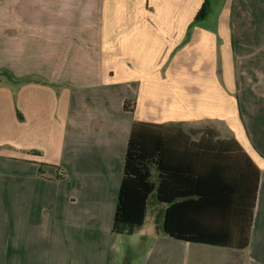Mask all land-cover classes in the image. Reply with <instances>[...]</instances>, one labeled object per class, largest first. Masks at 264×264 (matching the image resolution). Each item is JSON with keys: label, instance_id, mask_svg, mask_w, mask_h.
<instances>
[{"label": "crops", "instance_id": "1", "mask_svg": "<svg viewBox=\"0 0 264 264\" xmlns=\"http://www.w3.org/2000/svg\"><path fill=\"white\" fill-rule=\"evenodd\" d=\"M210 11L0 0V59L25 61L0 69V264H264V0H223L214 27ZM136 122L240 145L260 172L247 248L166 236L155 197L143 226L114 233Z\"/></svg>", "mask_w": 264, "mask_h": 264}, {"label": "trees", "instance_id": "2", "mask_svg": "<svg viewBox=\"0 0 264 264\" xmlns=\"http://www.w3.org/2000/svg\"><path fill=\"white\" fill-rule=\"evenodd\" d=\"M207 4L200 12L206 15ZM126 111L135 104L127 101ZM133 124L117 198L114 233L144 225L152 198L166 206L170 238L233 249L249 246L260 172L235 140L213 129ZM41 173V171H40Z\"/></svg>", "mask_w": 264, "mask_h": 264}, {"label": "rangeland", "instance_id": "3", "mask_svg": "<svg viewBox=\"0 0 264 264\" xmlns=\"http://www.w3.org/2000/svg\"><path fill=\"white\" fill-rule=\"evenodd\" d=\"M210 1H211V11H210V15H209L208 19L204 22V25L208 26V27H214L218 21L219 15L221 14L223 0H210ZM42 47H43V45H42ZM11 57L6 58V60L0 59V69L5 68V70H14V72L17 73L16 67H18V63H22L25 61H22V60L21 61H18V60L15 61V60H13V57L12 58ZM203 130H205V129H203Z\"/></svg>", "mask_w": 264, "mask_h": 264}]
</instances>
